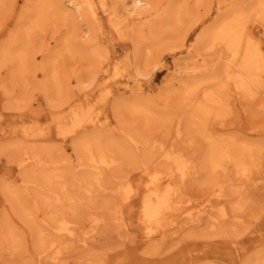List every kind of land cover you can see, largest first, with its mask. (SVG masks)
I'll use <instances>...</instances> for the list:
<instances>
[{
    "label": "bare ground",
    "instance_id": "1",
    "mask_svg": "<svg viewBox=\"0 0 264 264\" xmlns=\"http://www.w3.org/2000/svg\"><path fill=\"white\" fill-rule=\"evenodd\" d=\"M99 1L102 13L109 18L110 30L120 40L136 43L133 49L135 65L132 78L119 89L121 93L129 95L119 97L111 103L112 119L117 131L122 134V141L114 138L113 130L108 127L76 135L88 123L93 122V126L99 121L92 120L80 110H71L67 118L60 115L57 118L58 124L56 119H52L50 124L56 127L59 137L73 136L71 149L80 174L66 167L69 158L63 157L64 152L57 149L56 145L44 148L23 147L20 139L0 145V153L7 148L11 150L7 162L13 163L18 171L12 181L1 183L0 193L19 219H27L33 223L36 262L49 259L50 264L60 263L65 247L63 238H75L80 225L79 214L88 211L97 190L99 192L111 188L114 194H120L122 206L129 204L133 195H138V216L143 238L147 242L162 240L166 238L168 229L182 228L183 220L192 223L210 213L208 208L201 209L196 213L197 219H193L194 216L183 207L181 189L173 183L174 176L183 179L196 167L203 172L204 180L208 181L219 172L225 174L232 170L240 184L249 185L253 182L254 164L256 162L258 165L262 153L258 144L232 136L215 135L209 128V121L225 117L230 112L232 98L234 101H250L258 94L254 89L264 86L262 45L248 32L249 23L258 26L262 29L264 39V0H241L233 4L230 3L238 0H210L212 6L210 4L199 16H190L184 7L185 0H111L114 5L112 12L106 8V0ZM121 2L122 10L136 21L154 16V20L143 27L150 34L146 41V51L154 42L150 43V38L160 39L167 33L173 35V40L161 47L152 62L147 61L153 55L150 50L146 52L145 61L140 60L135 31L142 29L139 26L126 29L128 25L124 23L125 18L119 13ZM203 2L204 0H194L195 9ZM96 16L90 0H0V32L6 29L3 33L4 40L0 41V74L1 70H5V81L12 83L19 91L33 86L42 95L45 106L50 111L58 108L62 105L58 101L64 99V95L69 92L68 78L60 69L63 59H83L87 54L96 53L93 51L90 30L82 28L83 24H80L87 18L95 20ZM11 18L12 27L6 28ZM59 21L67 25L62 41L51 48L43 45V42L42 45L35 46L33 40L36 36L44 35ZM197 27V33L190 41L189 35ZM164 52L184 54L182 58H175L176 54L174 55L172 73L180 71L179 60L194 59L195 65L191 73L186 75V79L178 80L181 87L175 96L177 106L186 109L185 116L183 113L180 120L184 122L183 131H195L203 141V146L195 165L189 159H184L176 149H163L161 157L168 167L159 170L151 169L149 165L153 157L152 142L148 138L139 139L134 129L130 128L128 119L136 116L139 123L147 129L156 124L164 126L170 120L169 111L156 110L144 94L148 90L142 81L151 75L150 70L158 67ZM110 69L105 66L101 68L100 88L107 89L108 94L111 93L108 80L117 75L116 72L110 73ZM113 70L116 71V66ZM37 72L41 74V78L34 81ZM85 75L86 72L72 71L70 76L78 85ZM172 78L164 81L163 90H170ZM20 109L17 103L12 104L8 100L2 108L8 112ZM244 110L246 109L243 108ZM10 131H17V128H11ZM181 131L179 128L177 134L180 135ZM27 135L30 138L36 136L35 133ZM131 146L142 147L143 157H136ZM121 162L135 163L140 174V184L136 190L127 187V176L120 177L112 187L111 181L107 183V187L103 185V179L106 182V170L118 167ZM226 196L223 186L213 181L208 201L214 198L221 202ZM102 207L105 211L110 210L106 204ZM38 210L44 215L41 224L34 221ZM116 213H120V209L116 208ZM219 217H227L224 208L220 209ZM85 221L97 226L100 219L93 213H87ZM86 233L79 240L82 247L93 236V233ZM26 235V231L16 227L12 219L0 216V257H5V252L8 256L7 264L12 263L16 256L19 264L27 263ZM148 254L150 255L149 248L142 252L143 256ZM254 254L241 264H264V246L254 251Z\"/></svg>",
    "mask_w": 264,
    "mask_h": 264
},
{
    "label": "rangeland",
    "instance_id": "2",
    "mask_svg": "<svg viewBox=\"0 0 264 264\" xmlns=\"http://www.w3.org/2000/svg\"><path fill=\"white\" fill-rule=\"evenodd\" d=\"M240 1H233L230 4ZM248 1L250 0L246 2ZM90 2H92L97 16L95 20L87 18L88 20H84L80 24H83L82 28L90 30L93 39V51L96 53L87 54L83 59L78 57L71 60L67 57L63 59L60 69L68 78L69 92L64 95V99L58 101L59 104H62L61 106L50 111L46 108L42 95L33 89V86L26 87L24 91H19L12 86V83L5 81V70H1L0 74V81H2L0 82V145L16 139L22 141L23 147L44 148L45 146L56 145L57 149L64 152L63 157L69 158L66 167L77 174L80 172L76 168L75 154L71 149L73 136L59 137L56 127L50 124L51 120L56 119L57 121L60 115L67 118L71 110H80L81 113H87L92 120L99 122L93 126V122L88 123L85 128L77 131L76 135L87 134L94 129L108 127L113 130L114 138L122 141V134L117 131V126L112 119L111 103L119 97L129 95V93H121L119 89H122L124 83L132 78L133 66L135 65L133 49L136 43L120 40L110 30L109 18L105 13H102L100 1L90 0ZM210 4V0H204L203 4L195 9L194 0H185L184 7L190 16H199L209 8ZM113 6L111 0H106V8L111 11ZM18 7L19 5H17V10ZM212 11L214 12V7ZM119 13L125 18L124 23L128 25L126 29L137 26L142 29L135 31L138 46L137 54L141 61H145L146 52L150 50L153 55L147 61L148 63L152 62L161 47L173 40L171 33L164 34L160 39L150 38L149 42H154L151 48L146 51V41L150 34L144 30V26L152 22L154 16L136 21L122 10V2ZM208 21L210 19L206 20L205 23ZM12 23L11 18L6 28H11ZM197 29L198 27L189 35L190 41L197 33ZM5 30L0 32V41L5 38L3 35ZM66 31L67 25L59 21L56 22L55 26L50 27L44 35L36 36L37 40L34 39L33 42L36 44L35 46L42 45L43 42V45H49L51 48L62 41ZM248 32L252 33L253 39L259 41L264 52L262 29L249 23ZM174 55L168 52L162 53V60L158 67L150 70L151 75L142 80L143 86L148 90L144 94L148 96L156 110L169 111L170 120L164 126L156 124L151 129H147L139 123L136 116L128 119L130 128L134 129L133 131L139 136V139L148 138L152 142L153 157L150 159L151 161L149 160L151 169L165 170L168 167L163 161L161 153L163 149L168 150L169 148L176 149L184 159H189L195 165L199 159L198 153L203 146V141L195 131H183L185 129L184 122L180 120L183 113L185 116L186 109L177 106L175 96L178 88L181 87L178 80L186 79V75L191 73V69L195 65L194 59L179 60L180 71L172 73L171 66ZM183 56L184 54H176L175 58H182ZM103 66L111 68L110 73H117L116 76L108 80L110 94L106 92L107 89L100 88L102 86L101 68ZM115 66L116 71L113 70ZM72 71L86 72L81 84L77 85L75 79L70 76ZM35 74L34 81H39L41 74L38 72ZM110 76L111 74H109ZM170 77H173L170 81L172 86H169V91H165L162 86L164 87V81L169 80ZM262 81L264 82V74H262ZM254 90L258 91L254 99L246 102L242 99L234 101L232 98L230 112L221 120L212 119L209 121V128L215 135L232 136L249 143L258 144L261 147L262 153L258 165L256 162L254 164L252 183L249 185L240 184L232 170L225 174L219 172L208 181L204 180L203 172L197 170L196 167H193L192 172L183 179L174 176L173 183L181 189L183 207L188 210L192 217L194 216L193 219H197L196 213L201 209L208 208L210 213L201 216L198 221L195 220L192 223L183 220L182 228L168 229L165 239L151 242H147L142 236L138 216L140 203L138 195H133L130 198V203L122 206L120 194H114L111 188L99 192L97 190L88 211L79 214L78 222L80 225L75 238L66 240L62 237L65 247L62 250L64 254L59 264H117V262L120 264H241L251 255L254 256V251L264 246V86H259ZM7 100L12 104L17 103L21 109L19 111H3V104ZM243 108L246 110L243 111ZM14 127L17 128V131H10ZM179 128L182 130L180 135L177 134ZM31 133H35L36 136L30 138L27 134ZM131 147L136 157H143L142 147ZM11 153L8 148L0 153V185L2 182L12 181L17 176L18 171L15 165L7 162ZM124 176L128 177L127 187L136 190L140 184V174H138L133 162H121L118 167L106 170V182L103 179V185L107 187V183L111 181L112 187L118 183L120 177ZM144 181L142 180V182ZM213 181L220 183L227 193L221 202L214 198L209 201L207 199L212 191ZM233 189H236V192H233ZM105 204L109 206V211L103 209L102 206ZM116 208L120 209V213H116ZM221 208L227 211L226 218L219 217ZM12 209L0 193V216L9 220L12 219L16 227L27 233L28 253L25 264H50L49 259L40 262L35 261L33 223L27 219L22 221ZM87 213H93L100 219L97 226L85 221V214L87 215ZM43 218L42 211L38 210L35 213L34 221L41 224ZM92 229L93 231H91ZM84 232H87L86 235L93 233V236L88 240L87 245L82 247L79 240L83 237ZM147 248H149L150 255L143 256L142 252ZM3 255L5 257H0V264H7L8 256L5 252ZM14 259L12 263L8 264H19L18 256Z\"/></svg>",
    "mask_w": 264,
    "mask_h": 264
}]
</instances>
